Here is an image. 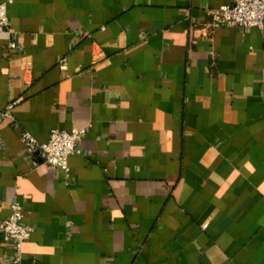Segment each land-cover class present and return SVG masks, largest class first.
<instances>
[{
    "label": "crops",
    "instance_id": "0c3cea01",
    "mask_svg": "<svg viewBox=\"0 0 264 264\" xmlns=\"http://www.w3.org/2000/svg\"><path fill=\"white\" fill-rule=\"evenodd\" d=\"M0 1V224L21 200L22 264H264V22L213 25L232 0ZM74 127L69 171L20 138Z\"/></svg>",
    "mask_w": 264,
    "mask_h": 264
},
{
    "label": "built area",
    "instance_id": "2783aa9c",
    "mask_svg": "<svg viewBox=\"0 0 264 264\" xmlns=\"http://www.w3.org/2000/svg\"><path fill=\"white\" fill-rule=\"evenodd\" d=\"M212 23L215 26L227 25L239 27L248 31L255 26H262L264 22V0H232L211 9ZM0 27L12 31L8 15L7 2L0 1ZM10 48L16 47L15 40L9 42ZM61 66H67V59L64 57L60 62ZM16 101H11L0 110V120L4 117L13 118L12 110ZM86 127H74L72 130L53 128L46 141H40L30 131L24 130L21 133V141L27 152L42 150L45 161L55 167L69 171V156L73 153H80V141L86 134ZM2 143L0 141V150ZM24 203L15 199L11 203V212L0 224V232L6 234L14 241V255L12 264H22L23 245L31 238L33 226L24 223Z\"/></svg>",
    "mask_w": 264,
    "mask_h": 264
}]
</instances>
